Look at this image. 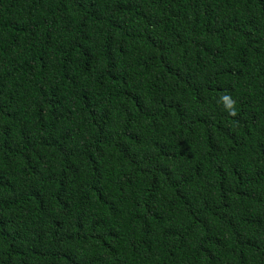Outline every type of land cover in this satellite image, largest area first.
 Returning <instances> with one entry per match:
<instances>
[{
	"label": "trees",
	"instance_id": "16d2710c",
	"mask_svg": "<svg viewBox=\"0 0 264 264\" xmlns=\"http://www.w3.org/2000/svg\"><path fill=\"white\" fill-rule=\"evenodd\" d=\"M0 264H264V0H0Z\"/></svg>",
	"mask_w": 264,
	"mask_h": 264
},
{
	"label": "clouds",
	"instance_id": "9594fccd",
	"mask_svg": "<svg viewBox=\"0 0 264 264\" xmlns=\"http://www.w3.org/2000/svg\"><path fill=\"white\" fill-rule=\"evenodd\" d=\"M224 99H228L227 97H224ZM229 110H231V102L229 104Z\"/></svg>",
	"mask_w": 264,
	"mask_h": 264
}]
</instances>
